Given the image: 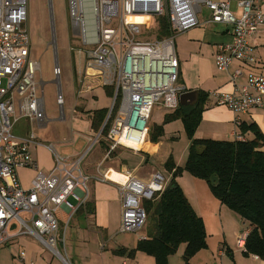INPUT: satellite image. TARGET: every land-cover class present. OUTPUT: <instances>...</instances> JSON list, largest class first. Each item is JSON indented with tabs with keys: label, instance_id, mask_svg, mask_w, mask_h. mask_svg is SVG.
<instances>
[{
	"label": "built area",
	"instance_id": "obj_1",
	"mask_svg": "<svg viewBox=\"0 0 264 264\" xmlns=\"http://www.w3.org/2000/svg\"><path fill=\"white\" fill-rule=\"evenodd\" d=\"M67 6L71 53L76 54L79 67L77 94L108 89L111 104L100 129L88 139V146L76 159L61 156L51 145L47 146L53 155V166L43 173L30 151L32 146L40 145L35 133L31 130L24 137L12 134L13 126L21 119L37 124L45 118L43 83L40 86L36 81L40 66L30 60L28 0H0V247L25 235L62 264L70 263L57 248L59 243L65 247V227L59 237L60 214H64L67 224L90 201L91 181L110 180L101 174L85 175L80 168L82 160L102 141L108 147L106 158L118 148L140 152L149 140L154 107L171 113L178 108L179 98L187 89L179 83L175 38L200 25L198 15L202 7L210 11L209 19L201 24L203 27L210 23L232 27L231 41L216 48V70L228 72L233 64H238L229 76L232 91L214 92L208 97L214 99L215 105L234 113L236 126L240 124V115L249 110L264 111V75L256 67V50L251 44L253 37L264 35V0L240 1L239 18L231 14L229 3L209 0H67ZM132 17L150 20L148 30L152 19L165 18L169 34L149 38L146 30L129 21ZM52 37L53 75L59 85L61 69L54 32ZM56 105L63 118L61 92L56 96ZM131 132L137 135L135 141L128 138ZM23 169L34 172L27 188L19 179ZM123 175L126 182H116L120 202L118 233L135 234L146 226L143 203L155 201L169 183L159 171L153 172L148 181L128 172ZM246 236L240 234L236 241L243 251ZM18 259L26 261L24 251Z\"/></svg>",
	"mask_w": 264,
	"mask_h": 264
},
{
	"label": "crops",
	"instance_id": "obj_2",
	"mask_svg": "<svg viewBox=\"0 0 264 264\" xmlns=\"http://www.w3.org/2000/svg\"><path fill=\"white\" fill-rule=\"evenodd\" d=\"M209 1L214 3L227 2L231 14L235 18L241 16L242 10L238 3L244 0ZM209 17L210 11L202 7L198 15L200 25L175 38V49L179 60V83L187 91H202L207 94L214 92L229 93L232 91L229 76L238 67V64H233L228 72L217 71L214 65V54L218 45L231 41L232 27L213 23L203 27L201 24L207 21ZM251 44L256 50V67L264 75V35L258 34L253 37ZM239 82L242 83L243 80ZM99 89L104 90L105 96L110 98L108 89L97 88L80 95L77 94V89L78 106L71 110L67 118L66 116L60 118L59 116L48 121L45 117L37 124L28 122V130L35 133L37 141L40 143V145H34L30 148L39 171L46 173L53 166V155L47 148L49 145L54 148L56 153L70 159H76L86 148L88 139L95 133L91 128V118L93 112L96 111L87 106L88 95L97 100L94 93ZM235 117L234 113L227 107L215 105L214 99L208 97L194 137L221 141L252 140L254 136L251 132L240 134L239 128L234 122ZM51 122L68 123L66 128L69 134L71 131V135L68 137L64 135L62 138L57 137L47 144H43L45 142L39 140L35 131L36 129L38 131L44 129L46 124H51ZM240 123L255 124L264 136V111L251 109L246 114L240 115ZM160 144V140L157 143H151L148 140L139 150L140 152L134 153L130 150L126 156L128 166L121 168L111 165L103 167L107 160H111V156L105 157L108 147L104 141L95 146L92 155L86 158L82 170L85 175L95 177L101 174L111 181H91L89 201L91 211L76 212L77 216L84 217L86 228L80 227L76 220L68 233V252L71 260H74L73 264H155L152 257L141 252H137L133 258L115 255L112 252L119 248L132 249L138 240L146 237L145 226L139 234L135 233L136 236L124 237L118 244L113 243L120 225V202L116 182H126V177L123 175L125 172L142 181H148L153 172H161L158 168L149 166L151 158L159 152ZM189 144L187 139L186 146ZM128 145L139 149V146L134 144L128 143ZM260 150L264 151V146L260 147ZM184 163L185 161L181 165H175L180 167ZM33 174L34 172L28 169L19 171V179L23 187L29 186ZM192 184L195 186V183ZM200 192L199 195V191L193 188L192 201L189 196L184 194L196 214L202 218L206 231V248L197 252L190 259V264H264V258L251 254L246 255L243 250L236 246L239 235L243 233L248 235L250 232L251 226L248 222L240 219L212 195H207L206 190L202 187H200ZM60 222H66L63 213L60 214ZM10 244H16L25 251L26 261L23 263L29 264L32 261L33 264H51V259L48 261L44 259L45 249L28 236L18 235L6 245ZM184 248L185 245L182 244L176 254L169 257V264H184L182 260Z\"/></svg>",
	"mask_w": 264,
	"mask_h": 264
},
{
	"label": "trees",
	"instance_id": "obj_3",
	"mask_svg": "<svg viewBox=\"0 0 264 264\" xmlns=\"http://www.w3.org/2000/svg\"><path fill=\"white\" fill-rule=\"evenodd\" d=\"M169 34L165 18L160 19L159 38ZM195 100L180 105L163 118V124L180 120L189 140L187 159L183 167L175 166L169 158L164 167L171 173V179L159 197L143 203L147 221L153 223L152 232L137 241L132 249L119 248L113 254L133 258L141 252L154 259L155 264H169V257L176 254L184 244L182 260L190 264V259L206 248V231L203 220L196 214L182 189L176 182L181 173L204 181L211 194L222 205L235 213L251 226L246 236V255L264 258V136L255 124L240 123V134L251 132L252 140L221 141L197 139L195 131L200 123L208 94L195 91ZM106 116V110H96L91 118V128L97 132ZM163 136L162 126H152L149 141L157 143ZM218 178L216 185L210 184V178ZM173 184L172 186H170ZM91 211L90 202L78 212Z\"/></svg>",
	"mask_w": 264,
	"mask_h": 264
},
{
	"label": "rangeland",
	"instance_id": "obj_4",
	"mask_svg": "<svg viewBox=\"0 0 264 264\" xmlns=\"http://www.w3.org/2000/svg\"><path fill=\"white\" fill-rule=\"evenodd\" d=\"M130 22L136 23L142 30H146L147 37L153 38L160 31V19H152L151 28L146 29L147 22L150 20L143 17H132L129 19ZM29 37H30V60L39 63L40 70L36 74V81L42 85L43 99H44V112L45 117L48 121L56 119L60 116V110L56 105V96L58 92H61L64 98L63 105V115L68 117L71 110L78 106V100L76 97L77 90V72L79 70L78 61L76 54L71 53V46H73L72 33L70 30V22L68 17V6L67 0H28V19H27ZM53 29V31H52ZM53 32L56 40V51L57 60L59 67L61 69L60 84L57 85L55 82V77L53 75V67L55 65L54 50L52 45ZM95 100L92 96L88 95L87 106L91 109H107L111 104V98L105 96V91L99 89L95 91ZM171 112L163 110L161 107H154L151 118V126H162L163 136L160 138V148L159 152L153 156L150 160L151 167L158 168L168 181L171 179V174L164 167L165 162L171 158L174 164L181 165L187 159L189 146L187 145V137L183 130V125L180 120H174L163 124L164 114ZM173 113V112H172ZM162 118V119H161ZM68 124V123H67ZM67 124L51 122V124H46V127L41 130L36 129V135L39 140L45 142L52 141L53 139L62 136H70ZM28 121L25 119L19 120L12 129V134L17 137H24L29 131ZM165 136V137H164ZM173 136V137H172ZM128 138L135 141L137 138L136 133L131 132ZM88 146V144H87ZM86 146V147H87ZM93 147L91 151L87 153L81 162V170H83V165L88 156H91L94 152ZM86 149V148H85ZM84 149V150H85ZM83 150V152H84ZM81 152L80 155L83 153ZM130 150L119 148L116 152L111 155V160H107L103 167L113 166L116 168L126 167L127 154ZM185 164V163H184ZM183 164V165H184ZM176 166V165H175ZM179 167V166H177ZM183 167V166H180ZM176 182L182 189L186 196L192 198L193 188L199 191L200 187L206 190L207 195H212L208 185L197 178L192 177L190 174L183 172L179 177L176 178ZM192 183H195L193 186ZM213 196V195H212ZM73 202V199H70ZM192 201V199H191ZM228 209V208H227ZM229 210V209H228ZM78 213V212H77ZM77 213L72 216L68 223L60 222V234L62 235V230L66 229L65 235V247L59 243L57 248L59 251L69 260L70 264H73L68 252V233L74 222L77 220L78 225L82 228H86V222L83 216H77ZM153 223L148 220L146 222L147 231L152 232ZM139 234V233H138ZM136 236V234L126 233L117 234L113 243L118 244L124 237L131 238ZM114 246V245H113ZM24 251L16 244L3 245L0 247V264H27L23 263L18 259L20 252ZM25 252V251H24ZM65 252V253H64ZM44 259L46 261L51 259V264L61 263L57 257H53L50 252L45 250Z\"/></svg>",
	"mask_w": 264,
	"mask_h": 264
},
{
	"label": "water",
	"instance_id": "obj_5",
	"mask_svg": "<svg viewBox=\"0 0 264 264\" xmlns=\"http://www.w3.org/2000/svg\"><path fill=\"white\" fill-rule=\"evenodd\" d=\"M195 91H187L186 93L182 94L179 98V103L180 105H187L192 103L195 100ZM218 182V178L215 176H212L210 178V184L211 185H216ZM173 184H171L170 186H172Z\"/></svg>",
	"mask_w": 264,
	"mask_h": 264
}]
</instances>
